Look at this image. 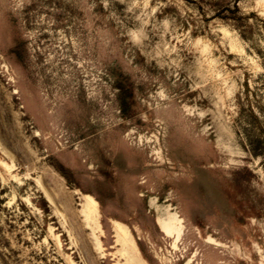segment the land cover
Here are the masks:
<instances>
[{"label":"rangeland","instance_id":"374dc122","mask_svg":"<svg viewBox=\"0 0 264 264\" xmlns=\"http://www.w3.org/2000/svg\"><path fill=\"white\" fill-rule=\"evenodd\" d=\"M245 82L264 120V0H0V264H125L116 223L144 264H264Z\"/></svg>","mask_w":264,"mask_h":264},{"label":"bare ground","instance_id":"6f19581e","mask_svg":"<svg viewBox=\"0 0 264 264\" xmlns=\"http://www.w3.org/2000/svg\"><path fill=\"white\" fill-rule=\"evenodd\" d=\"M85 203L83 206V215L86 225H91L92 229L98 227V223L95 218V213L97 212V205L94 200L89 195H85ZM179 218L173 213H168L163 216L157 217V223L161 231L167 236L179 237L180 224ZM114 232L117 240L121 243L122 249L121 254L125 258V264H144L140 258V253L137 247L133 244L132 237L125 226L116 223L114 226Z\"/></svg>","mask_w":264,"mask_h":264},{"label":"trees","instance_id":"16d2710c","mask_svg":"<svg viewBox=\"0 0 264 264\" xmlns=\"http://www.w3.org/2000/svg\"><path fill=\"white\" fill-rule=\"evenodd\" d=\"M244 85L247 90L244 96L248 103L246 107L241 106L236 133L252 156L264 160V120L261 118V111L256 110L250 102L247 82Z\"/></svg>","mask_w":264,"mask_h":264}]
</instances>
